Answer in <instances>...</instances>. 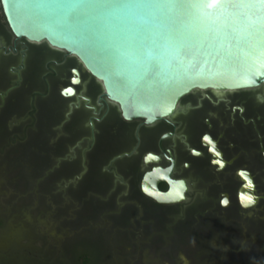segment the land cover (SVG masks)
I'll return each instance as SVG.
<instances>
[{"label":"rangeland","instance_id":"1","mask_svg":"<svg viewBox=\"0 0 264 264\" xmlns=\"http://www.w3.org/2000/svg\"><path fill=\"white\" fill-rule=\"evenodd\" d=\"M15 41L0 6V264H74L77 245L99 249L106 258L95 264L234 262L231 258L240 251L236 228L217 217L216 210L199 205L203 197L196 205L194 225L187 228L197 236L186 233L185 240L167 247L175 238L164 232L160 209L148 207L132 193L136 169L126 168L130 160L83 173L90 114L75 111L64 128L61 122L70 100L59 94L77 61L45 44ZM19 61L25 65L21 72L14 69ZM49 65L55 74L47 76ZM84 76V89L95 96L99 85ZM45 90L36 96L35 125L23 139L10 142L26 126L32 93ZM110 113L115 121V108ZM117 148L113 143L109 150Z\"/></svg>","mask_w":264,"mask_h":264},{"label":"water","instance_id":"2","mask_svg":"<svg viewBox=\"0 0 264 264\" xmlns=\"http://www.w3.org/2000/svg\"><path fill=\"white\" fill-rule=\"evenodd\" d=\"M0 6L15 38L77 61L62 96L76 93L80 68L125 120L151 124L168 117L196 89L264 82V0H0ZM170 173L145 172L142 192L159 203L183 199ZM238 174L241 205H255L252 174ZM160 181L170 190L160 191Z\"/></svg>","mask_w":264,"mask_h":264},{"label":"flooded vegetation","instance_id":"3","mask_svg":"<svg viewBox=\"0 0 264 264\" xmlns=\"http://www.w3.org/2000/svg\"><path fill=\"white\" fill-rule=\"evenodd\" d=\"M15 40V43L26 42L23 38ZM14 49L21 51L19 44ZM24 66V62L19 61L14 69L21 72ZM72 67L61 89L71 85ZM48 68L47 76L55 74L50 65ZM79 70L81 81L73 85L76 93L72 97L62 96L60 91L59 94L70 100L61 122L64 128L75 111L81 109L90 114L81 155L83 173L92 167L100 171L130 160L126 168L136 169L131 185L133 195L148 207L160 209L158 215H163L164 232L172 240L175 238L165 246L180 241V234H183L182 241L186 233L197 236V232L187 228L194 225L199 212L196 205L203 197L199 205L206 204V208L216 210V216L220 214L222 220L230 221L236 228L239 240L235 243L240 251L231 258L234 260L231 264H264V82L242 89H196L180 99L174 114L146 124L143 119H123L118 107L106 100L100 90L95 96L88 94L84 89V73H88ZM35 92L37 95L46 93ZM31 106L36 108V97L30 100ZM112 107L117 115L115 121L110 119ZM125 140L127 145L120 146ZM113 143L119 144V148L110 151ZM149 154L157 155L158 159L146 161ZM157 167L171 169L170 177L178 181L175 186L179 192H184L183 199L159 203L142 192L144 173ZM241 170L250 171L259 196L257 203L250 207H243L238 198ZM157 186L162 192L171 187L165 181L158 182ZM217 252L218 248L214 253Z\"/></svg>","mask_w":264,"mask_h":264},{"label":"trees","instance_id":"4","mask_svg":"<svg viewBox=\"0 0 264 264\" xmlns=\"http://www.w3.org/2000/svg\"><path fill=\"white\" fill-rule=\"evenodd\" d=\"M45 92H46V90H45ZM37 94H38L37 92H33L31 96L36 97V96H38ZM36 113H37V111H36L35 106H31L29 113H28V116L25 118L26 126L24 127L23 131L21 132L22 134H15V135L11 136L10 140H9L10 142H14L16 140H21L24 138L25 134L27 133V130L29 128H32L36 123V117H37ZM97 171H99V170H97ZM137 180H139V177ZM2 224H3V220L0 218V225H2ZM182 235L180 234V237H178V239L180 241H182V239H181ZM157 242H160V240L158 238H157ZM95 250L88 248L87 246H84V245H77L72 252L74 264H95L97 261H102V260L104 261V259L106 257L101 256V254L99 253V249L96 250L97 253Z\"/></svg>","mask_w":264,"mask_h":264}]
</instances>
